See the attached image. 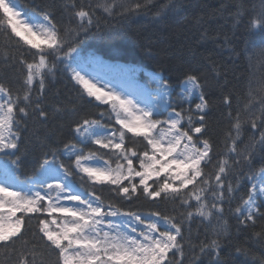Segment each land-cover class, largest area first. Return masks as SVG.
Returning <instances> with one entry per match:
<instances>
[{"label":"snow or ice","instance_id":"obj_1","mask_svg":"<svg viewBox=\"0 0 264 264\" xmlns=\"http://www.w3.org/2000/svg\"><path fill=\"white\" fill-rule=\"evenodd\" d=\"M261 5V11L249 14L247 34L258 37L264 46V0ZM144 6L136 3L129 10ZM62 7L77 22V29H64L74 37L71 41L65 39L51 12H33L31 16L25 12L26 18L21 20V11L12 0H0V30L10 29V34L28 46L31 56V60L19 61L23 75L15 91L0 82V154L8 161L0 175V249L6 261L14 257L12 264H184L187 245L190 264H198L202 256L211 257L210 264H226L221 256V238H229L227 221L223 220L225 204L231 206L242 183L246 182L245 195L239 197L235 208L229 207L237 225L241 229L255 228L257 221H264V131L240 146L245 123L253 133L258 127L264 128V99L259 101V115L252 111L245 119L240 111L226 113L229 126L223 133L225 152L213 154L208 138L211 101L197 74L185 75L175 100L168 82L157 79L155 101H134L114 89L98 87L83 66L78 71L68 63L65 66L71 71V79L87 97L107 105L109 119L114 120L110 126L83 117L70 127L73 139L97 146L85 153L71 141L64 144V152L75 158L81 180L109 185L125 200L143 195L153 202H171L174 211L179 209L180 219L159 211L146 215L126 211L112 202L106 204L94 192L80 191L73 173L56 163L54 151L50 153L52 160L49 153H44L39 162L45 179H17L22 156L27 152L23 136L27 121L36 119L46 124L50 118L46 84L54 76L56 64L49 58L62 64L76 59L77 38L92 25L94 9L111 14L114 4L101 0L92 6L63 0ZM244 15L238 8L236 26L243 23ZM217 75L222 73L217 70ZM194 97L199 102L193 107ZM221 102L230 109L232 97L224 95ZM162 107L167 112L163 119ZM63 110L62 106L52 109L55 113ZM140 143L142 149L136 146ZM104 155L110 159H103ZM32 220L36 221L39 243L25 238L26 232L32 231ZM213 220L212 236L193 243V223L212 226ZM184 225L188 226L187 236ZM253 237L264 239V228ZM18 242H22L20 246ZM235 253L247 255L241 247H236Z\"/></svg>","mask_w":264,"mask_h":264},{"label":"trees","instance_id":"obj_2","mask_svg":"<svg viewBox=\"0 0 264 264\" xmlns=\"http://www.w3.org/2000/svg\"><path fill=\"white\" fill-rule=\"evenodd\" d=\"M14 4L29 16L33 12H51L54 23L64 33L71 26L77 29V22L70 18L63 7V0H12ZM101 0H78L83 5L95 6ZM114 4L111 14L95 8L93 23L88 31H81L76 44L83 58L89 56L99 58L112 65L132 68L133 80L147 90H156V80L163 79L171 86V98L176 99L180 91L181 81L186 74L195 73L202 81L203 90L211 101L208 117V138L213 144V154L225 152L224 131L229 126L226 116L228 111L235 114L241 112L245 119L252 111L259 115V101L264 99V46L258 37L250 38L247 34L249 14L261 11V0H107ZM136 3L145 5L138 11L129 9ZM245 15L243 23H234L237 9ZM2 15V14H0ZM65 39L71 41L73 36L64 33ZM34 51V50H31ZM27 45L10 34V29L0 30V82L11 85L15 91L22 79L23 68L21 58L31 60ZM56 64L55 74L49 77L46 88V106L50 118L46 124L36 119L27 121L23 131L24 146L27 152L22 156L17 179L27 182L40 176L39 162L44 153L55 152L56 163L63 164L73 173L75 184L82 192H94L107 204L112 202L126 211L146 215L159 211L164 215H174L179 220V209L168 201L153 202L143 195L132 200H125L111 191L109 185H92L86 179L81 180V173L74 165L75 158L64 152V144L71 141L85 153L94 151L97 146L84 144L73 139L69 133L74 122L87 117L101 120L102 123L113 125L109 119L110 109L83 93L80 85L71 79V71L66 64L49 58ZM71 64V63H70ZM73 68V66L71 65ZM217 70L222 75H217ZM155 93H152L154 95ZM251 94V95H250ZM232 97L231 108H227L221 97ZM251 104L249 105V101ZM193 98L192 106L198 103ZM249 110L245 111V106ZM54 106H62L63 111L55 113ZM183 107L187 108L185 104ZM160 118L167 116V112ZM103 114V115H101ZM259 125V121H257ZM264 128L258 127L255 133L245 123L242 130L241 147L247 144L253 135L257 138ZM139 149L143 144L136 145ZM103 151V150H101ZM103 159H110L104 155ZM0 160L8 161L0 155ZM256 166H259L257 159ZM207 171V169H206ZM246 183V182H244ZM242 183L241 189L231 206L225 204L224 221H227L229 238H221L224 245L221 252L226 264H264V239L258 240L253 233L264 228V221H257L255 228L241 229L229 211L239 203V197L245 195L247 188ZM191 187V186H190ZM17 215H20L18 213ZM223 223V221H221ZM212 226L207 223H193L191 239L198 244L206 237L212 236ZM36 221H31L32 231L26 232L25 238L39 243L35 234ZM185 235L188 226L184 225ZM22 242H18L20 246ZM241 247L247 255H238L235 248ZM198 252V249H197ZM14 257L5 259L4 250L0 249V264H12ZM55 260V256H52ZM211 257L202 256L198 264H210ZM191 252L185 246L184 264H190Z\"/></svg>","mask_w":264,"mask_h":264},{"label":"rangeland","instance_id":"obj_3","mask_svg":"<svg viewBox=\"0 0 264 264\" xmlns=\"http://www.w3.org/2000/svg\"><path fill=\"white\" fill-rule=\"evenodd\" d=\"M17 10L21 11L19 8H17ZM25 18L26 17L24 16V13L21 11V17L19 19L23 20ZM24 34L27 35V33ZM29 38L36 39L31 36H29ZM37 42H39L38 39ZM69 62L73 68H76L78 71L80 70V67L83 66L86 70V73L88 74V78L92 79L98 87L103 86L105 90L114 89L117 92L127 95L134 101L137 98H140L146 102H153L156 100V91L151 92L133 80V75H135V73L133 72L132 68H125L120 65H112L107 62H103L96 57L89 56L87 58H83L80 56V54L76 59ZM152 93L155 94L152 95ZM161 109H163V107ZM89 163H95V161H90ZM5 165H7V163H4L0 160V175L3 174ZM36 179H45V176L44 174L40 173L39 178Z\"/></svg>","mask_w":264,"mask_h":264}]
</instances>
